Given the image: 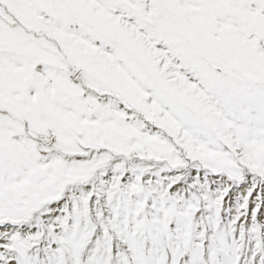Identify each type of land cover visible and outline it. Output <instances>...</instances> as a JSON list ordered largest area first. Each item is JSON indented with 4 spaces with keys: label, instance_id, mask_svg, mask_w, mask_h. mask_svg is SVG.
<instances>
[{
    "label": "snow or ice",
    "instance_id": "obj_1",
    "mask_svg": "<svg viewBox=\"0 0 264 264\" xmlns=\"http://www.w3.org/2000/svg\"><path fill=\"white\" fill-rule=\"evenodd\" d=\"M0 264H264V0H0Z\"/></svg>",
    "mask_w": 264,
    "mask_h": 264
}]
</instances>
